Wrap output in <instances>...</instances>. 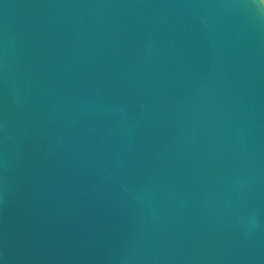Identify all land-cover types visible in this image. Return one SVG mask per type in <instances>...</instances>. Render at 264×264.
<instances>
[{
    "label": "water",
    "instance_id": "obj_1",
    "mask_svg": "<svg viewBox=\"0 0 264 264\" xmlns=\"http://www.w3.org/2000/svg\"><path fill=\"white\" fill-rule=\"evenodd\" d=\"M0 264H264V0H0Z\"/></svg>",
    "mask_w": 264,
    "mask_h": 264
}]
</instances>
